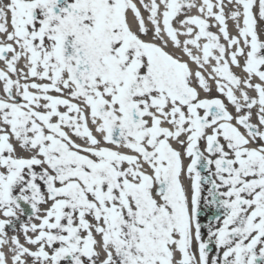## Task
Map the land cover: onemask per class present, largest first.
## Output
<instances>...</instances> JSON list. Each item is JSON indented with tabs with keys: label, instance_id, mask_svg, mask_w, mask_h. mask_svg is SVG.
Here are the masks:
<instances>
[{
	"label": "snow or ice",
	"instance_id": "1",
	"mask_svg": "<svg viewBox=\"0 0 264 264\" xmlns=\"http://www.w3.org/2000/svg\"><path fill=\"white\" fill-rule=\"evenodd\" d=\"M0 264H264V0H0Z\"/></svg>",
	"mask_w": 264,
	"mask_h": 264
},
{
	"label": "bare ground",
	"instance_id": "2",
	"mask_svg": "<svg viewBox=\"0 0 264 264\" xmlns=\"http://www.w3.org/2000/svg\"><path fill=\"white\" fill-rule=\"evenodd\" d=\"M149 27H150V25H149ZM213 31H215V29H212ZM229 31L231 32V33H235V29L233 28V25H232V22L231 21H229ZM181 39L183 40L184 39V37H181ZM169 51H175L176 52V55H180L181 56V58L182 59H187V57H183L182 56V54L179 52V51H177V50H175V49H173L172 47H171V45H169V49H168ZM190 67H192V69L193 70H195V68H196V66L195 65H192V64H190ZM237 72H239V70H236ZM204 95V93H201V96H203ZM213 95H215V93H213ZM175 146V145H174ZM203 147V146H202Z\"/></svg>",
	"mask_w": 264,
	"mask_h": 264
}]
</instances>
